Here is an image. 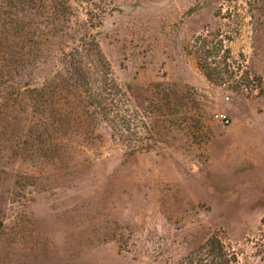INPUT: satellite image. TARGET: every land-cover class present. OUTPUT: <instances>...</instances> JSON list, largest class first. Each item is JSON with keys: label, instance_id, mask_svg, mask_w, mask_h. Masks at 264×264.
Listing matches in <instances>:
<instances>
[{"label": "rangeland", "instance_id": "374dc122", "mask_svg": "<svg viewBox=\"0 0 264 264\" xmlns=\"http://www.w3.org/2000/svg\"><path fill=\"white\" fill-rule=\"evenodd\" d=\"M0 264H264V0H0Z\"/></svg>", "mask_w": 264, "mask_h": 264}, {"label": "built area", "instance_id": "2783aa9c", "mask_svg": "<svg viewBox=\"0 0 264 264\" xmlns=\"http://www.w3.org/2000/svg\"><path fill=\"white\" fill-rule=\"evenodd\" d=\"M229 99V98H227ZM215 120L218 121L219 123L223 125H229L230 124V119L223 113H218L215 115Z\"/></svg>", "mask_w": 264, "mask_h": 264}]
</instances>
